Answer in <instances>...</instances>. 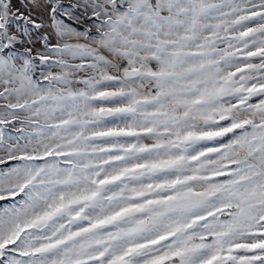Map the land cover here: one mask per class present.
Wrapping results in <instances>:
<instances>
[{
  "label": "rangeland",
  "instance_id": "obj_1",
  "mask_svg": "<svg viewBox=\"0 0 264 264\" xmlns=\"http://www.w3.org/2000/svg\"><path fill=\"white\" fill-rule=\"evenodd\" d=\"M35 1L0 0V264H264V0Z\"/></svg>",
  "mask_w": 264,
  "mask_h": 264
},
{
  "label": "crops",
  "instance_id": "obj_2",
  "mask_svg": "<svg viewBox=\"0 0 264 264\" xmlns=\"http://www.w3.org/2000/svg\"><path fill=\"white\" fill-rule=\"evenodd\" d=\"M17 1H19V2H22L24 5H28L29 3H32V7L34 6L35 8H36V5L38 4L35 0H17ZM36 4V5H35ZM37 9V8H36ZM39 11L37 10L36 11V13H38ZM39 14V13H38ZM37 14V15H38ZM42 18V23H41V20L40 21H37L36 22V24L37 25H39V24H42V25H44V23L46 22V20H44V18L43 17H41ZM35 21V20H34ZM0 22H1V18H0ZM40 27V26H39ZM40 30V29H39ZM55 31L52 33L53 34V36L52 37H54L55 38V40H54V42L55 43H58V42H61V44L63 43V42H65V40H61V38L60 37H62L63 35H65L66 33H68V32H66L65 30H66V28H61V27H59V30L57 31V29H54ZM56 32H58V34H60L61 36H54L55 34L54 33H56ZM70 34L72 35V33L71 32H69L68 33V35H67V37H68V39H71L72 40V44H76V45H78V43L79 42H74L73 40H75V37L74 36H70ZM62 38H64V37H62ZM56 39H58V40H56ZM58 41V42H57ZM71 43V42H70ZM22 44V43H21ZM36 46V45H35ZM38 46H40V44L38 45ZM28 47V46H27ZM2 55H1V53H0V57H1ZM5 58V59H4ZM4 60H6V59H8L7 58V56L5 55L4 56ZM1 59V58H0ZM6 61H8V60H6ZM10 67L12 68V65H10ZM12 70H13V68H12ZM22 73V72H21ZM20 74V73H19Z\"/></svg>",
  "mask_w": 264,
  "mask_h": 264
},
{
  "label": "trees",
  "instance_id": "obj_3",
  "mask_svg": "<svg viewBox=\"0 0 264 264\" xmlns=\"http://www.w3.org/2000/svg\"><path fill=\"white\" fill-rule=\"evenodd\" d=\"M5 49H6V47H5V48H3V49H2V50H0V51L2 52V51H4Z\"/></svg>",
  "mask_w": 264,
  "mask_h": 264
}]
</instances>
